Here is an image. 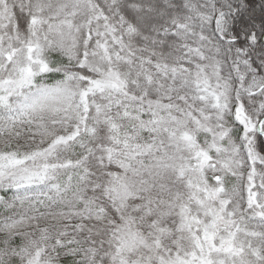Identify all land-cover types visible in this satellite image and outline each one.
<instances>
[{"label": "snow or ice", "instance_id": "obj_1", "mask_svg": "<svg viewBox=\"0 0 264 264\" xmlns=\"http://www.w3.org/2000/svg\"><path fill=\"white\" fill-rule=\"evenodd\" d=\"M0 264H264V0H0Z\"/></svg>", "mask_w": 264, "mask_h": 264}]
</instances>
